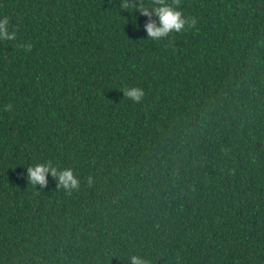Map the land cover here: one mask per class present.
<instances>
[{
    "label": "trees",
    "instance_id": "16d2710c",
    "mask_svg": "<svg viewBox=\"0 0 264 264\" xmlns=\"http://www.w3.org/2000/svg\"><path fill=\"white\" fill-rule=\"evenodd\" d=\"M120 2L0 0L17 30L0 40V264H264V0H181L197 24L160 41ZM47 161L79 189L34 188Z\"/></svg>",
    "mask_w": 264,
    "mask_h": 264
},
{
    "label": "clouds",
    "instance_id": "9594fccd",
    "mask_svg": "<svg viewBox=\"0 0 264 264\" xmlns=\"http://www.w3.org/2000/svg\"><path fill=\"white\" fill-rule=\"evenodd\" d=\"M181 0H172V3H167V0H121L120 9L129 13L138 12L142 16L148 17L144 28L147 32V37L153 41H160L162 38L169 37L172 33H181L187 28L194 27L197 24V19L191 16L185 17L181 10H178ZM153 16L158 17L157 20L152 19ZM135 19V17H134ZM9 18L5 16L0 19V40L15 41L17 30L9 31ZM25 51H31L32 44L20 45ZM123 97H127L132 101L139 103L145 97V91L140 87L125 88L122 90ZM12 105H6L5 111H10ZM56 180L57 188H62L67 194H71L74 190H78L80 182L71 168L58 170L52 165L51 161L46 163H38L35 166L27 167L26 179L36 188L44 189L48 185V174ZM91 183V177L89 178ZM130 264H149V261L140 256H131Z\"/></svg>",
    "mask_w": 264,
    "mask_h": 264
}]
</instances>
